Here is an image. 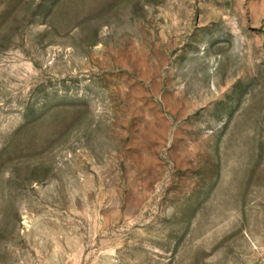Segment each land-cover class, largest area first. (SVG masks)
I'll use <instances>...</instances> for the list:
<instances>
[{"label": "rangeland", "instance_id": "rangeland-1", "mask_svg": "<svg viewBox=\"0 0 264 264\" xmlns=\"http://www.w3.org/2000/svg\"><path fill=\"white\" fill-rule=\"evenodd\" d=\"M0 264H264V0H0Z\"/></svg>", "mask_w": 264, "mask_h": 264}]
</instances>
